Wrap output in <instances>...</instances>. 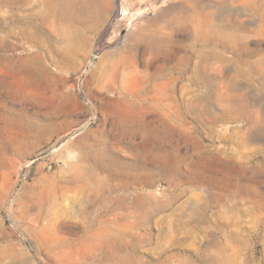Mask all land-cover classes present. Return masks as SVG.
<instances>
[{
	"label": "rangeland",
	"instance_id": "1",
	"mask_svg": "<svg viewBox=\"0 0 264 264\" xmlns=\"http://www.w3.org/2000/svg\"><path fill=\"white\" fill-rule=\"evenodd\" d=\"M52 1L0 0V264H264V0ZM183 16L210 34L107 67Z\"/></svg>",
	"mask_w": 264,
	"mask_h": 264
},
{
	"label": "bare ground",
	"instance_id": "2",
	"mask_svg": "<svg viewBox=\"0 0 264 264\" xmlns=\"http://www.w3.org/2000/svg\"><path fill=\"white\" fill-rule=\"evenodd\" d=\"M48 11L52 20H58L60 22L66 21L67 23H73L72 21L82 22V20H87L88 26L86 28L91 31H94L97 24L103 19L102 8L99 6V3L97 4L93 0H55L50 3ZM210 24L209 21L204 24L197 21V17L185 18L183 16L182 18L167 19L162 23L150 25L148 28H139L136 33H129L126 37L129 41H133V43L125 45L120 50L116 62L109 63L107 67L116 73L119 67L124 68L123 66H125L126 60L129 59L128 61L131 66L135 68L136 55L139 49L140 51L141 49L143 50L144 55L151 54L152 52L160 53L168 44L176 43L174 34L178 33L188 36L191 29L198 30L203 27V33L208 36L211 32L210 28H212ZM31 37L32 35L28 38ZM87 41L88 39L82 34L75 32L71 38V43L74 48H81ZM113 85H115L114 81ZM119 97L120 99L117 98V100H122L128 104L129 99L125 94ZM132 105L128 104L127 106L132 107Z\"/></svg>",
	"mask_w": 264,
	"mask_h": 264
}]
</instances>
